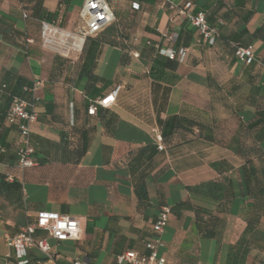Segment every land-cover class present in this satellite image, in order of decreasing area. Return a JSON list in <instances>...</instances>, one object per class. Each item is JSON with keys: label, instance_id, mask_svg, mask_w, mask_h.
<instances>
[{"label": "crops", "instance_id": "crops-1", "mask_svg": "<svg viewBox=\"0 0 264 264\" xmlns=\"http://www.w3.org/2000/svg\"><path fill=\"white\" fill-rule=\"evenodd\" d=\"M60 1L43 0V6L61 12ZM186 1L173 0L178 6ZM191 1L192 10L205 12L208 22L219 28L213 46L165 0H107L128 44H99L92 81L80 76L85 41L77 53L51 52L36 43L41 22L25 18L24 4L0 0V17H7L10 29L19 33L12 43L0 36V80L4 71H11L33 84L40 82L32 89L37 120L30 125L36 164L19 169L15 162L0 160V175L10 173L22 190L19 207L0 198V264H16L6 239L39 212L75 218L79 236L57 241L37 230L51 250L47 255L31 249L29 264H118L116 255L127 249L147 254L145 240L161 204L170 205L172 212L159 255L170 264L226 263L229 245L238 239L253 207L250 162L257 168L264 163V154L252 159L246 151L252 144L264 151V124L250 128L259 119L257 109L264 108V41H251L255 61L250 66L235 59L230 42L241 29L251 34L264 23V0ZM72 3L65 15L69 18L80 9ZM183 46L188 54L177 65L181 79L173 85L153 80L149 67L154 56L166 57L159 48ZM54 56L67 60L65 65L53 69ZM117 84L121 89L115 102L89 115L91 100ZM253 97L255 105L249 102ZM173 114L203 128L178 130L159 150L155 129ZM206 130L212 140L205 138ZM17 138V131L0 121L2 145L12 146ZM82 145L86 150L78 157ZM241 146L243 153H238ZM256 176L264 190L259 170ZM207 181L221 184V197L187 188ZM258 221L264 228V216ZM204 225L214 229L211 237L201 232ZM255 254L245 264H264L263 254L253 258Z\"/></svg>", "mask_w": 264, "mask_h": 264}, {"label": "trees", "instance_id": "trees-1", "mask_svg": "<svg viewBox=\"0 0 264 264\" xmlns=\"http://www.w3.org/2000/svg\"><path fill=\"white\" fill-rule=\"evenodd\" d=\"M20 1L24 4V8L26 9L24 11L25 18L27 19L31 18V20H34L36 22L52 21L55 20L59 15L61 16V18L66 17L65 15L67 14V7L71 3V0H61L60 3L63 6V9L60 12L58 10L55 11L46 10L45 7L43 6V0H20ZM186 3H189L190 5L193 4L191 0L186 1ZM192 11L194 14L202 13L205 17L208 27L215 31L213 44L209 45L201 38L206 45L213 46L216 43L218 37L220 36L219 28L208 22L205 12L203 11L198 12L194 9ZM249 16L250 14H248L245 17L244 21H247ZM11 25L12 23H10V20L7 17L5 16L0 17L1 39L9 43L14 42L13 36L19 34L17 31L10 29ZM125 36L126 34H124V32H120L117 29V24L113 18V20L108 25H106L101 31H99L96 35L86 37L82 48V51L85 53V56L83 59V63L80 67V76H86L89 80L92 81L95 80L96 76L93 74V67H94V60L97 54V48L99 44L101 42H106L110 44H120L124 47H127L128 43L127 40L124 39ZM256 38H259L264 41V23L261 26L257 27L251 34H249L245 28L241 29L237 33L235 39H233L230 42L233 55L237 47L239 46L249 47L251 45V41ZM27 53L30 54L31 51L29 50L27 51ZM65 61L67 60L65 59L61 60L59 56H54L53 69L61 68L63 65H65ZM254 61L255 59L245 64L247 66H250L254 63ZM177 65L178 62L175 59H169L167 56L162 57L160 55H155L149 67V75L153 80L165 82L170 85L176 84L181 79V76L177 73ZM1 76L2 77L0 80V121L3 122L4 125H7L8 127L14 128L16 130L15 126L9 125L6 122V114L8 108L10 106L12 99L14 97H18L20 99L25 100L28 103L29 109L31 108L34 109V104L36 103V100L33 97V92H32L33 82L11 71H4ZM89 87L90 84L87 86V88ZM95 99L97 98L92 99L90 104ZM249 102L250 104L255 105L254 97L251 100H249ZM106 108L107 107H102L98 105L96 107L95 115L97 113H100L103 109ZM256 115L258 116L259 119H257L255 122L252 123L250 127L251 129L256 128L260 124H264V108L257 109ZM193 127H197L199 130L203 128V126L200 123L178 114H173L167 117L165 120L160 122V127H159L163 144L178 130H184L189 132L192 130ZM205 138L209 140L213 139L211 130L205 131ZM0 146L3 148V150L0 151V160H3L7 164H12L13 162H15L16 164L17 140L15 143L12 144V146L5 147L2 145L1 142H0ZM242 149H243L242 146L238 147L237 152L243 153ZM85 150H86V145H82L81 147H78L76 150V156L79 157L84 153ZM246 151L249 152V155L252 159L254 158L260 159L261 156L264 154L263 149L259 145L256 146L255 144L246 147ZM245 162L249 163V159H246ZM250 164H252L250 167L249 174L251 179V196L253 199V207L251 208V215L247 219L246 225L243 231L241 232V234L239 235L238 239L234 243L229 245L227 260L225 264H245L247 261V257L253 251H256V254L253 256V258H257L260 254H263L262 258H264L263 257L264 228L259 226V221H258L260 216H264V190L260 188L261 180L258 179L256 176L257 171L259 170V172L262 174V177L264 179V163L262 165V161H261L259 165L262 166L260 168L255 167L253 161H251ZM213 166H215V163H213ZM6 174L0 175V198L6 201L8 204H13L15 205V207H19L22 205L21 184L19 181L15 179H12L10 181L6 180L5 179ZM187 188L191 192L202 193L207 196H211L213 198L221 197L223 191L221 184L215 181H207L194 186H188ZM171 212H172V207H171ZM29 222H33V221L28 220L24 223V225ZM201 229H202L201 232H203L204 235L210 237L212 236V232H214V229H212L209 225H204L201 227ZM28 260L30 263V259Z\"/></svg>", "mask_w": 264, "mask_h": 264}, {"label": "built area", "instance_id": "built-area-1", "mask_svg": "<svg viewBox=\"0 0 264 264\" xmlns=\"http://www.w3.org/2000/svg\"><path fill=\"white\" fill-rule=\"evenodd\" d=\"M168 8L171 10L177 9L181 14L185 15L186 19L196 28L201 38L209 45L213 44L215 31L208 27L205 17L202 13L194 14L189 3H184L180 6L176 5L173 0H165ZM133 8H138L137 3H133ZM25 16V13H23ZM78 20L75 22V32L79 37L77 42L72 41L71 45L66 46L69 49L80 50L86 37L94 36L101 31L106 25L113 20L112 8L107 0H83L82 6L78 12ZM41 36L43 39L42 45L46 47L56 46L57 28L53 24L42 21L40 24ZM67 37L70 32L65 33ZM74 38L75 36H72ZM172 40V37H171ZM33 40L28 38L27 42ZM62 46V45H60ZM159 52L169 59H175L178 63L184 61L188 54L187 47H179L178 49L159 48ZM234 55L237 61L249 63L255 59L254 53L249 47L239 46L235 49ZM40 82L37 80L33 84V89ZM121 89V85H115L103 97L95 99L87 108L89 115H95L96 107H109L115 102L116 96ZM37 120V112L35 109H29L28 103L18 97H14L10 103L6 114V122L9 125L15 126L17 130V159L16 166L19 169H27L33 167L36 162L32 158L34 148L30 141V125ZM154 140L159 150L164 149L162 137L159 128L155 129ZM3 148L0 146V151ZM6 180L10 181L13 176L10 173L6 174ZM171 207L168 204H163L159 207V211L151 226V235L145 240V247L148 250L147 254H140L135 250L127 249L116 255L118 264H170L166 258L158 254V247L161 244V235L168 224ZM44 230L49 237L57 241L68 239H77L79 236V222L68 215H60L54 212H39L33 222H29L18 228V231L7 237L6 243L12 249L16 264H29L28 255L33 248H37L44 254L49 255L51 247L46 238L38 237L37 230ZM72 264H84L82 261H74ZM183 264H202L199 261Z\"/></svg>", "mask_w": 264, "mask_h": 264}, {"label": "rangeland", "instance_id": "rangeland-1", "mask_svg": "<svg viewBox=\"0 0 264 264\" xmlns=\"http://www.w3.org/2000/svg\"><path fill=\"white\" fill-rule=\"evenodd\" d=\"M81 3H83V0H73V6L78 10L80 8ZM78 20V16H66V17H62L60 19L59 22L57 23H53V25L55 26V28H57V33L55 34V37L57 39L56 41V46H54V48H50V51L51 52H64L65 55L66 53H70V54H73V53H77L79 52L78 49H69L66 47V46H69L71 45V42L74 41V42H77V39L79 38L77 35H76V32H75V22ZM66 32H70V36L67 37L66 36ZM72 36H75L74 38L71 37ZM35 41L36 43L38 44H41L42 45V42H43V39H42V36H41V29L39 28L38 30V33L35 35ZM62 45V46H60ZM221 103H222V100H221Z\"/></svg>", "mask_w": 264, "mask_h": 264}]
</instances>
